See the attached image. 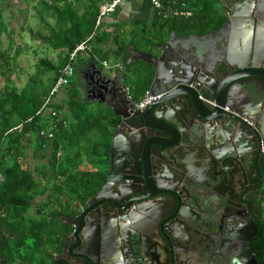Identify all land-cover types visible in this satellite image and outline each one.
Segmentation results:
<instances>
[{
  "label": "flooded vegetation",
  "instance_id": "1",
  "mask_svg": "<svg viewBox=\"0 0 264 264\" xmlns=\"http://www.w3.org/2000/svg\"><path fill=\"white\" fill-rule=\"evenodd\" d=\"M238 3L232 4L233 10L244 14L251 5L264 17V0ZM259 19L253 25L246 21L243 39L239 38V46L253 53L244 60L252 65L264 64V57L256 56L257 49L264 52V19ZM237 72L234 69L227 77ZM98 81L88 82L85 97L104 102L108 86ZM93 84L96 95L89 92ZM118 124L113 132L118 134L117 150L111 153V142L105 163L96 155L95 169L105 171L101 185L85 196L83 164L45 179L44 191L34 197L32 207L44 205L40 221L46 232L24 239L0 237L1 264H264L263 137L254 139L252 147L245 146L239 156L223 157L221 163L213 160L204 167L197 160L190 170L193 184L176 168L165 178L157 172L156 181L140 172L139 158L136 164L130 158L140 156L142 138L158 131L145 128L132 137L126 128L118 130ZM249 124L260 131L254 121ZM218 131L226 142L235 143L228 125H219ZM144 151L148 163L149 143ZM112 167L110 184L98 196ZM39 197L44 198L38 202ZM9 244L15 248L10 258L2 252Z\"/></svg>",
  "mask_w": 264,
  "mask_h": 264
},
{
  "label": "trees",
  "instance_id": "2",
  "mask_svg": "<svg viewBox=\"0 0 264 264\" xmlns=\"http://www.w3.org/2000/svg\"><path fill=\"white\" fill-rule=\"evenodd\" d=\"M4 1L0 0V9ZM28 1L29 8L35 10L34 15L45 24L48 32L34 30L31 26L29 30L34 37H39L52 49L59 50V59L57 62L47 58L40 59L46 70L53 72L48 85L41 80L38 82L40 86L35 89L37 84L32 80L28 85V89L32 88V91L28 92L27 89L18 91L12 84L11 75L21 49L18 48L15 54H11L10 50L3 47L1 36L5 30V23H1L0 75L4 76L6 82L0 87V173L3 175L0 186V206L3 207L0 211V237L9 234L17 239L46 232L43 221L28 215L32 209L34 197L44 191L42 187L46 185L45 179L67 173L83 164L85 196L89 190L93 191L95 187L98 188L101 185L105 171L95 169L96 155L102 156L101 163L107 161L105 156L108 154L112 134L119 122L117 116L105 109L89 111V106L93 103L82 99L73 78L66 87L64 105L60 106L57 103L52 105L59 111L58 116L46 114L45 117L37 113L57 81L61 69L69 62L70 54L76 46L95 32L92 39L88 41L91 48L86 51L90 53V58L94 62L97 61L96 56L106 59L108 53L102 44L111 37V34L100 32L102 23L96 29L99 15L98 4L101 0ZM217 2L218 0H194L192 5L183 7V10L191 12L190 16L167 17L164 24L169 25V31L179 29L184 33L203 32L210 27L211 29L219 28L225 18L220 15V10L216 6ZM164 3L178 6L176 0H164ZM78 7H84L82 14ZM0 17H2L1 12ZM120 38L116 40L118 47L115 49V54L122 58L127 71L132 73H124V80L130 87L131 96L138 101L149 90L153 67L143 63L140 69H131L132 65L128 62L127 53H129L130 44L134 42H127ZM9 40L13 45L11 36ZM152 40V38L151 41L148 40L147 44L152 45V42H155ZM77 59L73 61L76 71ZM143 73L144 76H142ZM42 130H46L47 134L52 132L53 136L42 134ZM92 137H96L97 140L92 142ZM28 149H34V155L37 158L47 159V162H40L33 171L27 168L24 161L27 158ZM36 174L40 176V179L36 177ZM43 212L44 206L41 205L38 209L41 218H43ZM14 249L9 244L2 249V252L10 258L14 255Z\"/></svg>",
  "mask_w": 264,
  "mask_h": 264
},
{
  "label": "water",
  "instance_id": "3",
  "mask_svg": "<svg viewBox=\"0 0 264 264\" xmlns=\"http://www.w3.org/2000/svg\"><path fill=\"white\" fill-rule=\"evenodd\" d=\"M219 2L225 17L219 28L210 27L203 34L197 31L178 34L173 30L165 42L152 44L149 50L135 51L139 60L154 69L149 89L154 99L143 109L136 107L137 101L130 95L122 73L113 75L98 70V83L108 86L104 102L120 118L118 130L126 128L132 137L145 128L159 132L142 138L144 147L150 144L148 163L144 147L140 156L130 158L131 164H136L139 158L140 172L154 180L157 172L165 178L169 169L176 168L193 184L190 170L197 160L206 167L213 160L220 162L223 157L239 156L245 146H253L254 139L258 142L259 137L264 138V64L245 62L253 53L249 47L239 46V38L243 39L241 27L246 21L253 25L264 17L251 5L244 14L233 10L232 4L239 5V0ZM257 54L264 57L259 49ZM234 69L238 72L227 77ZM237 78L241 80L233 82ZM89 92L96 95L97 86L93 84ZM227 106L230 112L225 110ZM249 121H254L260 131L256 132ZM217 125L230 127L233 145L218 133ZM111 142L110 151L114 154L118 147L117 133ZM112 170L113 167L98 196L110 184Z\"/></svg>",
  "mask_w": 264,
  "mask_h": 264
},
{
  "label": "crops",
  "instance_id": "4",
  "mask_svg": "<svg viewBox=\"0 0 264 264\" xmlns=\"http://www.w3.org/2000/svg\"><path fill=\"white\" fill-rule=\"evenodd\" d=\"M36 1V0H33ZM52 1V0H48ZM178 5L181 7L190 6L193 4L194 0H176ZM101 1L98 4L99 12H100ZM218 9L220 10L219 0L216 4ZM79 12L82 14L84 12V7H78ZM220 15L222 16V12L220 10ZM223 17V16H222ZM225 18V17H223ZM165 18L163 14L156 8H154L149 0H124L122 3L118 5V7L106 15L103 18L102 26L100 27V32L110 33L111 37L102 44L104 50L108 53L106 59H100L99 56H96L97 61L94 62L93 59L90 58V53H86L84 57L82 54L78 56L77 59V71L73 80L76 82V87L81 92V97L85 101H90L95 104L101 105L105 110H107L106 104L103 101L93 100L92 97H85V90L87 88L88 82L94 83V81L99 80V69H103L109 74H117L122 73L124 78V73L132 74L127 71L125 65L122 62V58L116 56L115 49L118 47L117 38L125 41H133L134 43L130 44L128 62L132 65L131 69H140L143 63H146L142 60H139L138 57H135L134 54L137 50H149L150 45L147 44V41H151L153 45L156 43L165 42L171 32L173 30L178 34H183L184 32L179 29H172L169 31V25L164 24ZM209 30H205L203 32H198V34L206 33ZM185 34V33H184ZM91 48V47H90ZM89 48V49H90ZM126 54V53H125ZM138 55V54H137ZM109 57H113L115 60L113 62L109 61ZM104 61H107V65L104 64ZM120 64L123 68H119L117 65ZM154 74V69H153ZM144 76V73L142 74ZM153 79V76H152ZM151 79V82H152ZM151 85V83H150ZM128 87V86H127ZM150 89V87H149ZM128 91L130 92V87H128ZM66 98V88H63L56 96V103L58 105H64ZM93 105V104H92ZM106 107V108H105ZM67 109V107H63ZM34 152V151H33ZM27 153V158H28ZM37 166V165H36ZM3 182V175L0 173V186ZM44 197H39L37 200L40 202ZM43 205V204H42ZM44 206V205H43ZM40 206H37V203L32 207V209L28 212L29 215H33L38 221H40L41 214L38 213V209ZM45 208V207H44ZM3 210V209H2ZM0 210V211H2ZM1 264V262H0Z\"/></svg>",
  "mask_w": 264,
  "mask_h": 264
},
{
  "label": "rangeland",
  "instance_id": "5",
  "mask_svg": "<svg viewBox=\"0 0 264 264\" xmlns=\"http://www.w3.org/2000/svg\"><path fill=\"white\" fill-rule=\"evenodd\" d=\"M0 12L2 14L0 26L2 22L5 23V30H3L1 36L3 47L10 50L11 54H15L18 48L21 49V53L17 58V64L13 66L14 72L11 75L12 84L17 87L18 91H25L27 89L28 92L33 90L32 88L31 90L28 89V85L32 80L37 84L35 89L40 86L38 82L41 80L48 85L49 78L53 75V72H48L46 67L40 62V59L47 58L57 62L59 50L52 49L49 44L43 42L39 37H34L32 31L29 30V26H31L34 30L40 29L47 33V27L38 16L34 15L36 13L35 10L29 8L28 0H5L1 4ZM10 36L13 38V45H11L12 41L9 40ZM86 53L87 51L81 54L86 57ZM114 60L113 57H109L110 62ZM5 82L4 76L0 75V87ZM103 109L101 105L95 103L89 106V111L93 112ZM95 140H97L96 137L91 138L92 142ZM33 151L34 149H28L27 153L29 156L24 161L25 166L32 171L40 162H47L45 158H37Z\"/></svg>",
  "mask_w": 264,
  "mask_h": 264
},
{
  "label": "built area",
  "instance_id": "6",
  "mask_svg": "<svg viewBox=\"0 0 264 264\" xmlns=\"http://www.w3.org/2000/svg\"><path fill=\"white\" fill-rule=\"evenodd\" d=\"M124 0H101V6H100V12L96 21V29L101 25L103 18L113 12L120 3H122ZM151 5L158 9L162 14L164 18L171 17V16H190L191 12L190 11H185L183 10V7L180 5L175 6L172 4H165L164 0H149ZM93 34H91L86 40H83L80 42L76 48L71 52L70 57H69V62L61 69L60 75L55 82L54 86L52 87L51 91L45 97L44 102L41 106V108L38 110V114H43L46 116V114H50L52 116H58L59 111H57L52 105L55 104L56 102V96L57 94L65 87H67L72 78L76 74V69L75 66L73 65V61L78 58V56L88 50L91 46L88 44V41L92 39ZM104 64L107 65V61H104ZM119 68H123L122 65L118 64L117 65ZM154 99V96L151 95L149 90L145 93L143 98L138 100L136 102V107L138 109H143L148 103H150ZM226 109H229L226 107ZM247 120V119H246ZM248 121V120H247ZM252 124V122H250ZM21 126V125H20ZM19 126V127H20ZM42 134H47L46 130L41 131ZM49 137L53 136L52 132H49L47 134Z\"/></svg>",
  "mask_w": 264,
  "mask_h": 264
}]
</instances>
